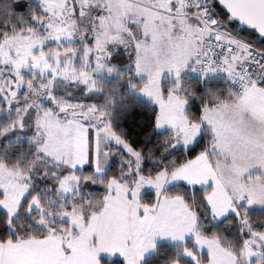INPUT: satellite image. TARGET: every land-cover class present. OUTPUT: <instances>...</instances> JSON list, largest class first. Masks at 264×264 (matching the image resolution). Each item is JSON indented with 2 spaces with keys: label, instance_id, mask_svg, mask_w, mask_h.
Listing matches in <instances>:
<instances>
[{
  "label": "snow or ice",
  "instance_id": "snow-or-ice-1",
  "mask_svg": "<svg viewBox=\"0 0 264 264\" xmlns=\"http://www.w3.org/2000/svg\"><path fill=\"white\" fill-rule=\"evenodd\" d=\"M0 264H264V0H0Z\"/></svg>",
  "mask_w": 264,
  "mask_h": 264
},
{
  "label": "trees",
  "instance_id": "trees-1",
  "mask_svg": "<svg viewBox=\"0 0 264 264\" xmlns=\"http://www.w3.org/2000/svg\"><path fill=\"white\" fill-rule=\"evenodd\" d=\"M149 115L150 113L138 116L129 122L127 129L132 140L137 142L143 140L142 132L145 130L144 125L148 122ZM148 131H150V129H148ZM195 151L198 152L199 148H197Z\"/></svg>",
  "mask_w": 264,
  "mask_h": 264
}]
</instances>
